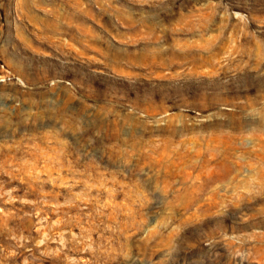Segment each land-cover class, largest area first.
Returning a JSON list of instances; mask_svg holds the SVG:
<instances>
[{"label": "rangeland", "instance_id": "1", "mask_svg": "<svg viewBox=\"0 0 264 264\" xmlns=\"http://www.w3.org/2000/svg\"><path fill=\"white\" fill-rule=\"evenodd\" d=\"M0 264H264V0H0Z\"/></svg>", "mask_w": 264, "mask_h": 264}]
</instances>
